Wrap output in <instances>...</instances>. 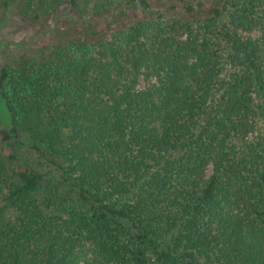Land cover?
<instances>
[{"label":"trees","instance_id":"obj_1","mask_svg":"<svg viewBox=\"0 0 264 264\" xmlns=\"http://www.w3.org/2000/svg\"><path fill=\"white\" fill-rule=\"evenodd\" d=\"M86 6L0 0V264H264V0Z\"/></svg>","mask_w":264,"mask_h":264},{"label":"rangeland","instance_id":"obj_2","mask_svg":"<svg viewBox=\"0 0 264 264\" xmlns=\"http://www.w3.org/2000/svg\"><path fill=\"white\" fill-rule=\"evenodd\" d=\"M94 1L80 0V7L87 5V8H91ZM46 31H48V27L44 23H23L16 16L7 17L0 21V67L6 63H10L22 54L36 58L46 55L48 47L62 40L59 37L62 36L60 31L52 30L53 33L49 34L44 33ZM28 40H31V42ZM23 41H28V46L21 45L18 47L15 45V43L20 44ZM138 85L142 89L146 87V82L140 79ZM10 125L11 118L6 103L0 95V127L8 128ZM26 159L31 164L36 162L35 156L29 152L26 153ZM209 171L207 174H209Z\"/></svg>","mask_w":264,"mask_h":264}]
</instances>
